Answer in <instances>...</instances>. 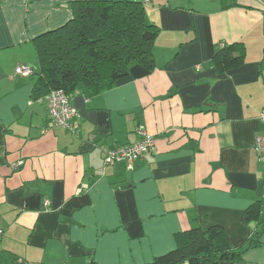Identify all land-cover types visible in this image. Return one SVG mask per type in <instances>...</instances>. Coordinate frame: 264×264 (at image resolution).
Listing matches in <instances>:
<instances>
[{"label": "crops", "instance_id": "crops-1", "mask_svg": "<svg viewBox=\"0 0 264 264\" xmlns=\"http://www.w3.org/2000/svg\"><path fill=\"white\" fill-rule=\"evenodd\" d=\"M81 1L0 0V264H147L184 231L212 225L242 246L245 264H264V229L250 245L261 227L242 220L264 199L254 148L264 134L262 8L144 0L148 23L160 28L156 68L134 66L99 94L72 93V130L53 123L46 97H33L35 40L66 24ZM234 42L244 64L216 68L214 53ZM18 65L33 72L16 74ZM139 125L155 150L134 169L105 166L102 148L138 141Z\"/></svg>", "mask_w": 264, "mask_h": 264}, {"label": "trees", "instance_id": "trees-1", "mask_svg": "<svg viewBox=\"0 0 264 264\" xmlns=\"http://www.w3.org/2000/svg\"><path fill=\"white\" fill-rule=\"evenodd\" d=\"M81 2L66 24L35 40L41 77L33 89L34 99L55 89L69 96L78 90L99 94L129 76L134 66L156 68L153 46L160 28L148 23L144 0ZM245 56L241 42L227 43L212 61L216 68L230 71L242 66ZM242 220L261 227L247 241L258 244L264 229V199L245 208ZM178 242L147 264H245L242 246L233 247L221 225L184 231Z\"/></svg>", "mask_w": 264, "mask_h": 264}, {"label": "built area", "instance_id": "built-area-1", "mask_svg": "<svg viewBox=\"0 0 264 264\" xmlns=\"http://www.w3.org/2000/svg\"><path fill=\"white\" fill-rule=\"evenodd\" d=\"M252 1L257 2L264 12V0ZM15 71L16 74L27 76L33 72V68L30 65H18ZM46 102L48 114L53 123L73 130L72 120L78 112L71 101V96L66 94L63 89H55L46 96ZM258 119L264 122V108L260 111ZM137 132L140 139L136 142H128L113 148H102L105 166L123 162L129 169H134L137 162L143 160L146 155L155 150L156 140L146 127L139 125ZM254 148L260 162L264 164V134L256 136ZM47 203L48 201H46Z\"/></svg>", "mask_w": 264, "mask_h": 264}, {"label": "rangeland", "instance_id": "rangeland-1", "mask_svg": "<svg viewBox=\"0 0 264 264\" xmlns=\"http://www.w3.org/2000/svg\"><path fill=\"white\" fill-rule=\"evenodd\" d=\"M255 50H256V48H255ZM256 52V51H255ZM262 53H263V49H260V51H259V55H262ZM252 54V53H251ZM250 54H249V59H250Z\"/></svg>", "mask_w": 264, "mask_h": 264}]
</instances>
